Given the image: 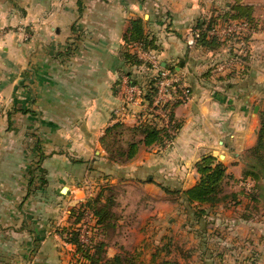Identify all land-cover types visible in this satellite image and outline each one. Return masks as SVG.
<instances>
[{"label":"crops","instance_id":"crops-1","mask_svg":"<svg viewBox=\"0 0 264 264\" xmlns=\"http://www.w3.org/2000/svg\"><path fill=\"white\" fill-rule=\"evenodd\" d=\"M238 5L250 6L254 19L264 16V0H0V264H76V245L65 240L73 226L69 209L105 186L115 214L109 259L120 248L144 251L148 226L156 236L173 226L191 236L190 264H232L212 228L233 222L234 236L250 240L256 264H264L263 196L211 207L175 200L162 188L195 186L196 165L210 154L230 177L243 176L264 111V31L253 35L248 61L237 59L223 71L217 66L230 58L231 42L213 50L188 45L200 20ZM137 18L191 98L174 109L177 130L158 123L170 127L173 139L143 144L134 159L117 164L101 138L120 104L121 71L147 75L124 58Z\"/></svg>","mask_w":264,"mask_h":264},{"label":"trees","instance_id":"trees-1","mask_svg":"<svg viewBox=\"0 0 264 264\" xmlns=\"http://www.w3.org/2000/svg\"><path fill=\"white\" fill-rule=\"evenodd\" d=\"M82 2V0H79ZM144 2L145 0H140ZM235 9V10H234ZM250 6L238 5L230 8L226 12H220L219 15L213 16L210 19L200 20L197 29L198 36L196 41L198 44L208 47L209 49L220 48L223 44H227L226 41H221L218 37H209V31L213 28L228 24L233 20H240L246 18L249 21H253ZM128 48L124 52V58L126 64L129 66L138 67L145 63L142 59L138 58L133 52L129 51V47L134 43H140L145 49H156V45L153 40L149 38L145 32V21L143 18H137L133 21L130 32L125 37ZM234 41V40H233ZM233 51V49H232ZM234 53V52H233ZM231 52L230 57L238 60L248 61V55L241 58L235 53ZM171 70L176 71L174 67H169ZM129 75L133 83H139L143 85V81L139 76L134 75L129 69L121 71ZM146 77V76H145ZM147 79V78H146ZM145 83V97L149 104H152L155 92L157 78H149ZM183 103L176 102L173 106V112L176 106ZM173 112L171 115V127L177 130L176 124H172ZM174 135L170 132V127H160L158 122L153 118L147 120L134 127H126L125 124L116 123L107 128L104 135L101 138V144L103 149L107 152L110 161L117 164H125L130 162L139 153L142 145L151 146L153 144L164 145L169 140L173 139ZM246 167L243 171L244 178H251L255 181V187L250 192L245 191H228L226 185L229 184L234 178L230 177L227 172V166L217 157L213 155L204 156L196 165L197 171L200 175L198 183L187 190L171 189L167 186H162L163 190L172 195L175 200L183 199L189 204L209 205L211 207H217L221 204H228L233 201H238L241 195L250 198V201H258L260 196L264 193V111L260 112V127L257 134L256 144L248 149L244 154ZM111 186H105L101 191L94 196H90L86 201L82 202L78 206L70 208L75 220L72 221L77 224L83 219L87 211L91 210L95 215L98 225H101L103 235H109V231L113 229V219L115 214L111 211V207L114 204V196L112 194ZM66 240L76 245V253H83V256L88 261V264H178L176 261H172L168 258H161L160 252L154 253L153 259L150 262L141 260L139 255H134L130 251L121 249V253L117 254L113 258H108L106 253L107 249L104 242L96 241L95 239L90 246L83 245L79 239L75 228L65 229ZM98 240V239H97Z\"/></svg>","mask_w":264,"mask_h":264},{"label":"built area","instance_id":"built-area-1","mask_svg":"<svg viewBox=\"0 0 264 264\" xmlns=\"http://www.w3.org/2000/svg\"><path fill=\"white\" fill-rule=\"evenodd\" d=\"M253 34L247 21L234 20L228 25L221 28H213L209 31V37H218L223 41L231 42L232 47L238 57L245 56L250 51V38ZM198 31L188 40L189 47L196 45ZM249 38V40H248ZM234 40V41H233ZM133 53L145 63L138 68L147 72L144 77L143 85L133 83L129 75L122 73L117 84V92L120 98V104L113 110L111 125L116 123L139 125L144 121L153 118L158 123L168 124L173 112V105L176 102L187 103L191 98V90L184 82L183 76L177 71L164 67L159 58L157 51L143 48L140 43H134L131 46ZM237 59H227L225 62L218 64L217 70H225L232 66ZM149 78H157L156 92L149 104L145 97V83ZM255 181L251 178H241L237 184L240 191L250 193L255 187ZM98 222L91 210L87 211L79 224L81 228L82 242L91 244L93 237L96 235Z\"/></svg>","mask_w":264,"mask_h":264},{"label":"rangeland","instance_id":"rangeland-1","mask_svg":"<svg viewBox=\"0 0 264 264\" xmlns=\"http://www.w3.org/2000/svg\"><path fill=\"white\" fill-rule=\"evenodd\" d=\"M228 10H229V8L227 9V11ZM222 12H226V8H224V10ZM249 14H251V10H249ZM251 17H252V19H254L252 15H251ZM241 20L247 21L250 28L253 31V34H252L250 40L248 38V40L250 41V48H251V44L253 42V35L256 34L257 32L264 31V16H262L261 19L255 18L253 21H249L246 18H242ZM228 24L219 25L215 28L225 27V25H228ZM219 39L222 41L221 38H219ZM260 47L263 48L262 45H260ZM232 49H233V51L231 50V52L232 53L234 52L236 54L235 49L233 47H232ZM231 52H230V54H231ZM249 52L247 53V55L249 54ZM247 55H245V56H247ZM262 55L264 57V52H262ZM245 56L241 55L240 57L243 58ZM249 57L250 56H248L247 58H249ZM230 58L235 59L233 57H230ZM250 86L251 87L255 86L257 88V87H259V84L254 85L252 82V84ZM2 118L4 120L3 122H8V118L6 116H4ZM241 178H244V177L241 176L238 178H234L229 184H227L226 188L228 189V191H230V190L231 191H238V190L240 191L241 189L239 187H237V184ZM247 199L250 200V198H247ZM81 203L82 202H80L79 204H81ZM230 203H232V204L237 203V201H233ZM78 205H76V206H78ZM252 212H253V210H252ZM263 214H264V212H263ZM260 215H262V214L260 213ZM71 216H72V214L70 212V217ZM211 217H214L211 219H214L215 221H217V220L223 221L224 220V217H222V218L217 217V215H214ZM261 218H264V215ZM74 220H75V218L73 217V221ZM225 220H227V219H225ZM209 221H211V220L209 219ZM81 222H82V220L79 221L77 224L74 223V227L71 226L70 228H75V230L79 236L78 239L83 245L90 246L89 244L82 242V239L80 238L81 228H79L78 226ZM230 223H231L230 226H228L226 223H223V225H226L228 227L221 228L223 225L218 224V225L214 226V228L216 230L214 228H212V236H213L214 241L217 242V245L222 246V249H228L229 250L230 256L233 259L232 264H256L258 262V259H257V256H258L257 253L258 252L254 251L253 244L251 243L250 240H248L246 238L244 239L242 237L239 238L238 236H234L236 227H235V224L233 222H230ZM139 225L142 226L143 225L142 222ZM149 225H150V223H149ZM165 225H168V223ZM137 227H134L135 232H136V229H138ZM177 227H178V225H177ZM96 228H97V231H96V235L93 237V240L95 239L96 241H102L106 245L108 243V240L110 239V237L112 235H110V233H109V235H107V234L103 235L101 225H99ZM224 228H227V229H224ZM180 229L181 228L175 230L173 228V226H171L170 228L168 226H166V228L163 231H162V229H160V232L161 231L162 232L158 236H156V233H155L156 227L148 226L144 230V231H147L146 243L148 244L145 246L146 249L144 251H142L140 249V248L144 247L143 245L138 246L137 248L134 247V248H132V250H127L125 248H123V249L130 251L133 254L134 253L138 254L140 258H143L146 261H148V260L151 261L153 259L154 253L160 252L159 254H160L161 258L166 257L172 261L178 262V264H190V261L193 260L190 258V253H189V251L192 247L191 240H190L191 236H190L188 230H186L184 227H182L181 231H180ZM219 229L222 230L223 233H225V234H221V233L217 232V230L219 231ZM224 231H226V232H224ZM66 235L67 234H65V240L67 237ZM138 237H136L135 233H134V238L137 239ZM93 240H92V242H93ZM151 241L152 242L154 241V243H152ZM154 245H155V248L153 249ZM106 249H107V246H106ZM121 249L122 248H120V251L117 254L122 252ZM141 252H143V253H141ZM136 254H134V255H136ZM106 255H107V253H106ZM74 256L76 258L75 261H77V263L75 262L76 264H88V261L83 256V253H75ZM107 257H108V255H107Z\"/></svg>","mask_w":264,"mask_h":264},{"label":"water","instance_id":"water-1","mask_svg":"<svg viewBox=\"0 0 264 264\" xmlns=\"http://www.w3.org/2000/svg\"><path fill=\"white\" fill-rule=\"evenodd\" d=\"M257 110H258V109H257ZM220 158H221V159H224V156L222 155ZM67 190H68V188L65 187V188H64V191H67Z\"/></svg>","mask_w":264,"mask_h":264}]
</instances>
